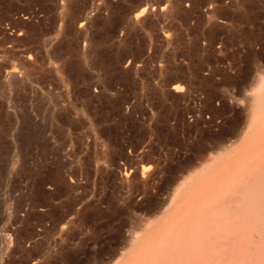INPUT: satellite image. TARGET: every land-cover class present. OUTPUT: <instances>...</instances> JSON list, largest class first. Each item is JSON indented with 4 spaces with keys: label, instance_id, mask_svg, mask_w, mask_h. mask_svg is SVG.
I'll return each instance as SVG.
<instances>
[{
    "label": "rangeland",
    "instance_id": "1",
    "mask_svg": "<svg viewBox=\"0 0 264 264\" xmlns=\"http://www.w3.org/2000/svg\"><path fill=\"white\" fill-rule=\"evenodd\" d=\"M0 23L47 70L0 89L25 192L0 264H264V0H0Z\"/></svg>",
    "mask_w": 264,
    "mask_h": 264
},
{
    "label": "bare ground",
    "instance_id": "2",
    "mask_svg": "<svg viewBox=\"0 0 264 264\" xmlns=\"http://www.w3.org/2000/svg\"><path fill=\"white\" fill-rule=\"evenodd\" d=\"M145 11H146V7L144 6L141 10H139L134 15V18H138V17L140 18V16H142ZM2 25L3 24L0 23V89L1 90L8 89L9 92L11 91L10 93H12V95L15 93L14 96H16V94H18L20 92L25 93V92L29 91L30 89H32V83H35V82L37 83V81H35L36 80L35 75H37L38 77H40V76L42 77L44 75L45 71H47L45 69V66H46L45 61L46 60H45L44 54L41 56L38 55V57H37V55L33 52V50H31L32 49L31 47L29 48V46H26L27 44L26 45L23 44L25 37H20L22 35V33H18L16 37L7 36L5 34V30H4ZM13 25H15V24H13ZM9 26H10V23H9ZM13 28L15 29V27H13ZM44 38H45V36H44ZM44 38L43 37L39 38L40 39L39 43H40L41 47L44 48V51H45V43H46L45 39L46 38L45 39ZM25 40L27 41V39H25ZM18 46H20V47H18ZM3 92H5V91H3ZM0 94L2 95L1 92H0ZM37 94L39 95V98H37L36 100L38 101V99H39V101H43L45 94L42 93L41 88H39V90H37ZM3 96H5V95L3 94ZM26 97H28V94ZM25 99H28V98H25ZM22 101H23V99H22ZM248 104H249L248 107L250 110L249 114L251 115L250 116L251 117L250 122H253L255 119H257L259 114L261 115V113L264 112V76L257 80L256 85L253 88L251 95L249 96ZM22 105H24V104H22ZM25 107H26V105H25ZM28 107H30V106L28 105ZM19 113H20L19 118H21L20 127L22 128V127H24V125H26L25 120L27 121V119H29L31 117L29 114L30 112L28 113V111H25L22 113L19 112ZM17 115H18V113H17ZM11 117H13V112L9 109V104L0 98V221L2 218H4L6 220L5 223H6V227H7L6 228L7 231H5V232H7L6 235H3V237L0 238V250H3V251L4 250L7 251L8 249L12 248V244H13V239H14V237H13V232H14L13 231V228H14L13 224H14V217H15V208H14V202L15 201L14 200L17 197H22L25 193V192H20L19 194H16L14 192L15 189L13 190V188H14L13 184H14V181L16 180V178H15L16 174H15V170H14L13 154H12L13 148H14V138H13V133L9 132L10 134H8L6 132L7 134H5L6 123H7L6 121H8V119H10ZM12 123L14 124V122H12ZM12 123H10V125ZM7 124H9V123H7ZM10 125L9 126L7 125V126L9 127V129L11 131L12 128H10ZM40 125H41V123H40ZM20 127H19V129H21ZM19 132H20V130H19ZM25 133H26V130H25ZM41 133H42V131H41ZM15 135H17V134H15ZM17 136L15 137L16 139H18ZM40 136H41V134H40ZM42 136H44V135H42ZM26 139H27V136H26ZM40 140H41V138H40ZM43 140H45V139H43ZM28 143H29V141H28ZM28 143H27V146H28ZM24 144H26V143H24ZM20 146H22V145H20ZM22 148H23V146H22ZM23 158H25V157L23 156ZM31 182L32 181L29 177H25L23 179L22 183L25 186H28V185H30ZM24 199H26V198H23V200ZM20 200H22V199H20Z\"/></svg>",
    "mask_w": 264,
    "mask_h": 264
}]
</instances>
